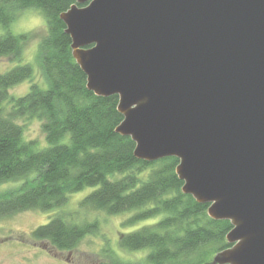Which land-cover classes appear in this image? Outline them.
I'll use <instances>...</instances> for the list:
<instances>
[{
  "label": "water",
  "instance_id": "obj_1",
  "mask_svg": "<svg viewBox=\"0 0 264 264\" xmlns=\"http://www.w3.org/2000/svg\"><path fill=\"white\" fill-rule=\"evenodd\" d=\"M60 18L139 160L176 157L183 192L229 220L212 264H264V0H76Z\"/></svg>",
  "mask_w": 264,
  "mask_h": 264
},
{
  "label": "trees",
  "instance_id": "obj_2",
  "mask_svg": "<svg viewBox=\"0 0 264 264\" xmlns=\"http://www.w3.org/2000/svg\"><path fill=\"white\" fill-rule=\"evenodd\" d=\"M76 0H0V60L22 62L28 34H13L10 25L24 9H39L48 31L38 46L37 60L43 81L31 64L0 73V187L24 181L21 187L0 193V217L26 211L51 212L63 207L72 194L94 188L82 208L107 215L134 212L124 226L149 222L119 236L121 249L143 253L123 259L112 251L99 264H212L230 248L229 220H214L209 204L183 192L176 168L180 161L167 157L155 162L135 156L136 143L116 132L124 117L119 96L100 97L87 88V76L72 55V40L61 14ZM30 80L28 93L10 90ZM45 83L46 87L40 85ZM41 83V84H42ZM21 119L41 122L42 147L27 140ZM44 145V146H45ZM99 221L76 223L56 215L32 231L59 251H72Z\"/></svg>",
  "mask_w": 264,
  "mask_h": 264
},
{
  "label": "rangeland",
  "instance_id": "obj_3",
  "mask_svg": "<svg viewBox=\"0 0 264 264\" xmlns=\"http://www.w3.org/2000/svg\"><path fill=\"white\" fill-rule=\"evenodd\" d=\"M38 19L39 17L36 16H24L23 11L17 15L16 23L13 22L10 25L9 31L13 34H28L30 39L24 44L22 62L2 58L0 60V73H5L18 65L31 64L34 68L35 78H39L40 81L44 80L42 70L36 59L38 47L29 50V44L36 38L42 39L45 30L35 27L32 31H24L25 27L34 25ZM31 83L30 80H26L13 87L10 93L14 96L25 95L30 90ZM41 83V86L46 87L45 83ZM17 123L24 127V135L27 140L37 141L42 145V147H39L40 149L47 147L40 121L21 119ZM23 182L4 184L0 187V193L7 190L15 191L21 187ZM92 191H94V188H85L81 192L72 194L63 207L51 212L31 210L0 217V264H99L107 260L106 255L112 253V251L123 259L140 258L143 253L128 252L120 248L119 236L122 233L135 231L155 220L124 226L123 222L132 217L133 211L118 215H107L104 212L82 208L80 203ZM61 214L67 220L76 223L98 220L100 229L95 234L87 235L77 248L69 252L59 251L49 242L36 240L32 237L34 229L48 223L52 217Z\"/></svg>",
  "mask_w": 264,
  "mask_h": 264
},
{
  "label": "clouds",
  "instance_id": "obj_4",
  "mask_svg": "<svg viewBox=\"0 0 264 264\" xmlns=\"http://www.w3.org/2000/svg\"><path fill=\"white\" fill-rule=\"evenodd\" d=\"M23 15L24 16H36V17H39V19L37 20V22L34 25H31V26H28V27L24 28L25 32L32 31V29L35 28V27H40V28H43L45 30V32L47 33V31H48L47 21L44 20V18L42 16V13L40 12L39 9H31V8L24 9L23 10ZM14 23H16V22L14 21ZM5 34H6V32L3 29H0V36H3ZM40 43H41V38H36V39L32 40L30 42V44H29V50L37 48L40 45Z\"/></svg>",
  "mask_w": 264,
  "mask_h": 264
}]
</instances>
